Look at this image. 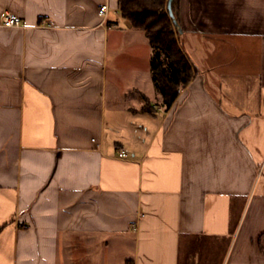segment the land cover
I'll return each instance as SVG.
<instances>
[{"label":"crops","instance_id":"1","mask_svg":"<svg viewBox=\"0 0 264 264\" xmlns=\"http://www.w3.org/2000/svg\"><path fill=\"white\" fill-rule=\"evenodd\" d=\"M168 4L165 108L117 0H0V264H264V0Z\"/></svg>","mask_w":264,"mask_h":264},{"label":"trees","instance_id":"2","mask_svg":"<svg viewBox=\"0 0 264 264\" xmlns=\"http://www.w3.org/2000/svg\"><path fill=\"white\" fill-rule=\"evenodd\" d=\"M168 0H117V11L133 28L144 32L152 54L149 59L150 76L162 97V105L169 108L179 91L194 77L195 69L183 51L169 13ZM141 109L153 113L150 100L141 94ZM126 264H133L128 260Z\"/></svg>","mask_w":264,"mask_h":264},{"label":"built area","instance_id":"3","mask_svg":"<svg viewBox=\"0 0 264 264\" xmlns=\"http://www.w3.org/2000/svg\"><path fill=\"white\" fill-rule=\"evenodd\" d=\"M108 10H109L108 5L103 4L99 9V15L105 16L106 13L108 12ZM2 24H3V26L9 27V28L16 27V26L20 25V20L18 17L14 16L10 13H7V14H5V16L2 19ZM118 156L121 158H124V157H126V153L121 151Z\"/></svg>","mask_w":264,"mask_h":264},{"label":"water","instance_id":"4","mask_svg":"<svg viewBox=\"0 0 264 264\" xmlns=\"http://www.w3.org/2000/svg\"><path fill=\"white\" fill-rule=\"evenodd\" d=\"M170 2V0H168V2H167V6L169 5L168 3Z\"/></svg>","mask_w":264,"mask_h":264},{"label":"rangeland","instance_id":"5","mask_svg":"<svg viewBox=\"0 0 264 264\" xmlns=\"http://www.w3.org/2000/svg\"><path fill=\"white\" fill-rule=\"evenodd\" d=\"M185 54H186V52H185Z\"/></svg>","mask_w":264,"mask_h":264}]
</instances>
